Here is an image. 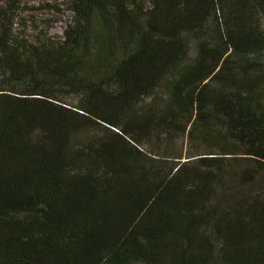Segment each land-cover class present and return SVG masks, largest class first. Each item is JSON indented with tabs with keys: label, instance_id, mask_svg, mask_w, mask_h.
Here are the masks:
<instances>
[{
	"label": "trees",
	"instance_id": "obj_1",
	"mask_svg": "<svg viewBox=\"0 0 264 264\" xmlns=\"http://www.w3.org/2000/svg\"><path fill=\"white\" fill-rule=\"evenodd\" d=\"M25 1L0 0V264H264V0H70L33 39Z\"/></svg>",
	"mask_w": 264,
	"mask_h": 264
},
{
	"label": "rangeland",
	"instance_id": "obj_2",
	"mask_svg": "<svg viewBox=\"0 0 264 264\" xmlns=\"http://www.w3.org/2000/svg\"><path fill=\"white\" fill-rule=\"evenodd\" d=\"M69 4L70 0H26L20 15L26 20L28 37L33 39L38 29L47 30L50 35L62 36L72 16ZM176 144H179V140Z\"/></svg>",
	"mask_w": 264,
	"mask_h": 264
}]
</instances>
